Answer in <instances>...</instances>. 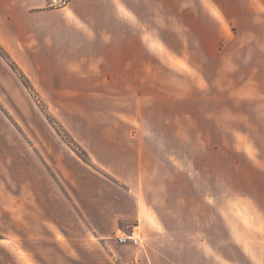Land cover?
Here are the masks:
<instances>
[{
    "label": "rangeland",
    "instance_id": "1",
    "mask_svg": "<svg viewBox=\"0 0 264 264\" xmlns=\"http://www.w3.org/2000/svg\"><path fill=\"white\" fill-rule=\"evenodd\" d=\"M244 9L234 23L220 17L228 36L212 56L188 50L180 73L163 80L62 81L39 79L42 72L31 81L0 51V232L20 231L13 194L3 191L17 178V142L37 138L32 154L54 185L69 183L56 167L60 159L76 176H85L82 164L114 186L118 181L101 162L125 180L139 155L140 197L159 213L161 231L219 239L174 242L187 246L178 252L182 258L203 256L206 243L264 246V0H245ZM43 139L51 144L40 145ZM211 253L229 263L223 252Z\"/></svg>",
    "mask_w": 264,
    "mask_h": 264
},
{
    "label": "crops",
    "instance_id": "2",
    "mask_svg": "<svg viewBox=\"0 0 264 264\" xmlns=\"http://www.w3.org/2000/svg\"><path fill=\"white\" fill-rule=\"evenodd\" d=\"M52 1L0 0V46L31 81L42 72L39 79L62 81L173 78L188 50L212 56L227 39L224 20L234 23L245 15V0H67L60 7ZM43 140L40 145L51 144ZM37 141H19L12 153L17 178L3 192L13 194L12 217L20 231L0 232V264H225L212 251L223 252L228 264H264V246L206 243L203 256L182 258L178 252L188 248L174 242L219 239L161 231L159 213L140 197L139 155L125 180L101 162L118 181L114 186L82 164L85 176L78 177L60 159L56 167L69 183L54 185L32 154ZM3 145L10 149L6 139ZM114 160L118 164L120 157ZM134 226L144 228L142 245L117 244V230Z\"/></svg>",
    "mask_w": 264,
    "mask_h": 264
},
{
    "label": "built area",
    "instance_id": "3",
    "mask_svg": "<svg viewBox=\"0 0 264 264\" xmlns=\"http://www.w3.org/2000/svg\"><path fill=\"white\" fill-rule=\"evenodd\" d=\"M115 240L119 245H132L137 247L142 245L141 233L137 230V227H133L129 232L119 229V233H115Z\"/></svg>",
    "mask_w": 264,
    "mask_h": 264
},
{
    "label": "trees",
    "instance_id": "4",
    "mask_svg": "<svg viewBox=\"0 0 264 264\" xmlns=\"http://www.w3.org/2000/svg\"><path fill=\"white\" fill-rule=\"evenodd\" d=\"M0 51H3V52H5V50L2 48V47H0ZM6 53V52H5Z\"/></svg>",
    "mask_w": 264,
    "mask_h": 264
}]
</instances>
